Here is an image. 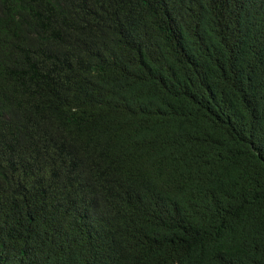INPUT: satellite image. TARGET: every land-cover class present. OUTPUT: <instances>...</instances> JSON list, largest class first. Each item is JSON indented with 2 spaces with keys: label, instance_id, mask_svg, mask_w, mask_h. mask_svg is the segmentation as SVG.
Returning a JSON list of instances; mask_svg holds the SVG:
<instances>
[{
  "label": "trees",
  "instance_id": "obj_1",
  "mask_svg": "<svg viewBox=\"0 0 264 264\" xmlns=\"http://www.w3.org/2000/svg\"><path fill=\"white\" fill-rule=\"evenodd\" d=\"M0 264H264V0H0Z\"/></svg>",
  "mask_w": 264,
  "mask_h": 264
}]
</instances>
